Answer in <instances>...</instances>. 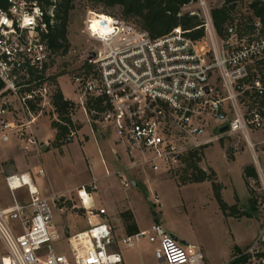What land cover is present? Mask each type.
Masks as SVG:
<instances>
[{
    "label": "built area",
    "instance_id": "obj_1",
    "mask_svg": "<svg viewBox=\"0 0 264 264\" xmlns=\"http://www.w3.org/2000/svg\"><path fill=\"white\" fill-rule=\"evenodd\" d=\"M194 1L199 10L191 9ZM252 1L242 3L245 12ZM185 7L201 18L198 27L204 32L199 38L181 26L152 37L127 19L99 34L91 27L89 11L84 32L96 44L85 52L72 77L77 99L64 98L80 107L92 124L113 127L131 157L129 167L148 166L156 172L182 166L191 152L207 144L205 135L213 120L219 135L245 140L257 172L249 183L260 182L264 193V74L257 69L264 65L262 21L256 17L251 31L240 34L236 18L221 36L207 0H192ZM53 24V6L45 9L39 0H7L0 7V141L18 137L26 151L43 147L32 130L39 115L48 111L60 120L52 101L58 82L49 73L54 64L48 43ZM96 97L103 99L105 109L89 113L88 102ZM14 112L20 119L12 116ZM74 114L65 144L79 132ZM225 125L228 129L221 131ZM5 181L13 202L0 206V240L6 253L0 264H124L119 244L134 247L142 239L155 244L154 255L161 262L205 264L200 246L183 243L160 222L116 241L107 209L95 204L86 185L76 188L78 200L72 207L84 210L87 228L65 237L55 210L65 213L69 198L41 195L30 172L10 173ZM122 183L130 186L125 179ZM22 188L28 192L25 202L17 198ZM153 199L161 204L158 195ZM61 240H66L68 253L57 250L55 243ZM232 262L264 264V225L257 237L222 264Z\"/></svg>",
    "mask_w": 264,
    "mask_h": 264
},
{
    "label": "rangeland",
    "instance_id": "obj_2",
    "mask_svg": "<svg viewBox=\"0 0 264 264\" xmlns=\"http://www.w3.org/2000/svg\"><path fill=\"white\" fill-rule=\"evenodd\" d=\"M207 1L211 8L221 3L220 0ZM74 4L75 8L71 12L68 24V48L65 52L60 53V55L56 57L49 73L55 76L60 88H62L70 98L77 99V95L74 92L72 77L83 64L85 52L88 48L93 47V45L96 44V41L92 40L84 32V28H86L84 26V21L86 20L89 11H91V27L99 34L109 32L121 19H127L135 23L137 22L133 18H125L119 7H105L102 4H95L93 0H75ZM191 6V9L193 10L200 9L195 1ZM244 6V4L238 6V10L242 13L245 12ZM183 10L188 11L185 6L183 7ZM257 69L264 74V65H257ZM79 109L81 108H77L76 112H79ZM81 112H83L82 109ZM51 115V112L47 111L37 117L39 123L45 124L43 127L45 140H48L52 136L50 119L53 117ZM12 116L16 119H20L19 112H14ZM256 135L262 137L261 133H257ZM205 138L210 141L203 145L199 150L198 156L201 158L198 162L199 166L207 170V172L214 169L218 173L216 179L218 178L217 180H219L222 185L224 184L226 186L227 189L225 190L224 195L227 200L233 201V196H235V186L240 194L238 206L240 210L249 211V215L246 214L244 217L240 218H235L232 215H229L233 217V220L227 222L223 218L220 219L217 216V213H213L212 208L206 210L200 209L198 207L199 201L202 200V196H205L207 193V185L205 183H212L210 180L201 181L205 182L201 185H190L180 192L182 194V199H184L188 208L187 214H181L178 206L182 203V200L179 197V191L176 189V183H199V181H193L191 179L193 172L192 169H187L186 161L182 166L174 168L169 174H166V176L162 175L166 180H157L158 178L156 179V176H152L154 171L148 167V174H144L149 178L148 181L146 180L144 184L142 180H140V183L143 185L140 187V190L144 193H141L137 200L138 206L136 211L139 220L142 223L146 220H150V209L154 210L157 214L160 212L159 215L164 217L166 224L172 229L174 228L179 235H186V237L192 242H194L195 237H197L204 241L211 251L219 250L225 252L227 257H231L232 252H229V250L232 249L231 251H233L235 246L232 245L233 240L229 235L230 230L233 231V235L234 233L237 235L239 240L244 241L250 239L252 236L254 239L260 234L264 225V193L260 188V182L256 183L254 186H251L250 184V187L256 190L255 197L257 200V209H251L250 198L247 196L246 183L242 175L241 167L252 161V158L250 151L247 148V143L243 138L236 135H219L217 125L213 120H210ZM16 140V137L13 136L9 143H7L8 145L6 143H0V206L2 207L11 205V202L13 201L11 192L6 185L5 178L7 175L6 171H8L7 169L12 166L13 159H16L14 157H9L5 148L6 146L13 147L14 143L18 142V140ZM21 141H19L20 144L17 148L18 154L22 158V155H25L26 158H28L32 153L23 148ZM77 142L76 144H79L80 146L81 143ZM79 150H76V152L73 153L75 159L79 156L78 154L82 153L81 147ZM262 163L264 165V157H262ZM76 169L78 172L70 173L71 179L84 176L87 174L86 171H88L85 161L82 160L76 162ZM99 170L100 172H102V170L104 171L103 166H100ZM61 175L63 176V174ZM126 179H128L130 186L124 187L122 183L118 181L121 190L124 194L126 193L128 196L132 195L134 198L133 194H135L136 187L129 176H127ZM63 181L66 184L70 183L66 177H63ZM156 189L162 198L161 207L154 203L152 197V191H155ZM26 192L25 190L22 191L17 198L23 202L27 201L28 195ZM147 195H150V198H146ZM77 200L68 199L66 201V213H71L72 215L67 214V216L59 218V225L66 232L68 231L69 235L72 234L70 233V224H73L75 228V226L79 225L81 222L78 220L85 219L82 209L72 207L73 203L77 202ZM107 220L113 226L116 241H118L121 238L119 234V226L116 218L111 216L108 211ZM83 230H85V228L80 229V231ZM55 246L58 251H63L65 253L69 252L66 240H61V243L56 242ZM118 249L125 257L124 264H127L128 262L129 264H167L155 258L153 252H151V249L149 248V242L146 239H142L134 247H126L120 243ZM5 254L4 245L0 240V260Z\"/></svg>",
    "mask_w": 264,
    "mask_h": 264
},
{
    "label": "crops",
    "instance_id": "obj_3",
    "mask_svg": "<svg viewBox=\"0 0 264 264\" xmlns=\"http://www.w3.org/2000/svg\"><path fill=\"white\" fill-rule=\"evenodd\" d=\"M62 92L64 96L74 100V98H70L64 92L63 89ZM73 118L75 120V123L79 124L78 135L76 136L74 141L64 144L61 147H56L52 144L56 136V129H54L51 124L52 119H50V125L52 127V136L48 140L44 139L43 127L45 124L39 123L38 120L36 119L35 123L33 124L32 130L37 140L43 143V147L41 151L33 149L29 151L32 153V155L28 156V158H26L25 155H22L23 156L22 158L18 154V150H17L18 145L20 144L19 141H21V139L16 137L18 142L14 143L13 147L6 146L5 148L7 155L9 157H14L16 159V160L13 159L12 166L7 169L8 170L6 171L7 175L14 172H30L36 181L37 188L41 195L50 196L52 194H63L66 198H69L70 200L71 198L73 200L74 199L77 200L76 188L81 185H86L88 189L92 190L93 192L95 204L100 207H105L109 212V214L116 218L119 226V234L121 237H123L126 234V231L123 225V221L120 218V212H122L125 209H131L134 213L135 220L139 229H146L152 223L160 222L169 232H171L181 240L187 241L188 243H193V244L196 243V245L200 246L205 252V264H222L223 262L227 261L233 256L234 249L233 251H231L232 249L229 250V252H232V255L231 257H227L225 252L219 250L211 251L207 247V244L204 241L198 239L197 237H195V241L192 242L186 237V235H181V234L179 235V233L174 228L172 229L166 224L164 217L159 215L160 212L159 214H157L155 213L154 210L150 209L149 211L151 214L150 220H146L145 222L142 223L139 220L136 208L138 206L137 200L140 197V194L144 193L143 191L141 192L140 190V187L143 186L140 183V180H142V182L145 184V181L146 180L148 181L149 179L147 176L144 175V174H148V166H145V168L129 167L131 163V157L127 154L125 146L120 142H118L116 133L114 132L112 126H101L98 124L95 126V124H92V122L88 120L86 114L84 112H81V109H79V112H76L73 115ZM9 141L8 142L0 141V143L7 144L9 143ZM77 141L81 143L80 146L79 144H76ZM21 143L23 146L22 141ZM80 147L82 153L81 154L77 153L79 156L75 159V157H73V153H75L76 150H79ZM81 160L85 161L87 165L88 168V171H86L87 174L84 176L77 177L75 179H71L70 173L78 172V170L76 169V162H79ZM250 164L253 165V161H250L242 165L241 171L243 177H244V173H243L244 167ZM100 166H103L104 171L102 170V172H100L99 170ZM41 168L44 170V172L39 174L38 171ZM118 171H120L121 173L117 174ZM61 174H63V176ZM166 174H169V172L154 171L152 176L154 177L156 176V179L158 178L157 180H166V178L163 177L166 176ZM216 175L218 177L217 172ZM127 176H129L132 179L136 187L135 194H133L134 198L132 195L128 196L126 193L124 194L121 190L120 183H122V179L128 181V179H126ZM63 177H66L70 183L66 184L63 181ZM203 183L205 182L192 183V184L176 183L177 185L176 189L179 191V195H180L179 197L182 200V203L179 204L178 206L181 214H187L188 208L184 199H182V194L180 192L186 189L187 187H189L190 185H201ZM93 184L96 186L95 189H93ZM205 184L207 185V193L205 196H202V200L199 201L198 207L204 210L208 208H212L213 213H217V216L220 219L223 218L227 222L232 221L233 217L229 215L228 216L225 215L223 210L221 209L219 202L215 196L213 184L212 183L210 184L205 183ZM122 185L124 187H128L125 186L123 183ZM221 186H222L221 195L223 199L229 205L238 204V199L240 194L237 188L233 185L235 196H233L234 197L233 201L232 200L230 201L227 200L224 195V192L227 189L226 186L224 184L223 185L221 184ZM24 190L25 192L27 191L26 188H22L18 190L17 196L21 194L22 191ZM246 192H247V196L250 198L249 188L247 184H246ZM26 193L28 195V192ZM154 194L158 195L159 198L161 199V204H159L161 207L162 198L157 192V189L155 191H152V197ZM146 198H150V195H147ZM82 212L85 215L84 210ZM67 214L72 215L71 213H66V212L60 213L59 210H55L56 223L63 236L67 237L74 233L80 232V229L87 228L86 219L83 218L81 220H78L81 222L79 225H76L75 228L73 224H70L71 225L70 233L72 234L69 235L68 231L66 232L59 225V218L62 216L63 217L67 216ZM229 235L233 240L232 245L238 246L240 248L245 247L253 240V236L245 241L239 240V238H237V235H235V233L233 235V231L231 230L229 231ZM149 248L151 249V252H153L154 254L155 244L149 243ZM123 258L125 262V257L123 256ZM127 264H129V262Z\"/></svg>",
    "mask_w": 264,
    "mask_h": 264
},
{
    "label": "trees",
    "instance_id": "obj_4",
    "mask_svg": "<svg viewBox=\"0 0 264 264\" xmlns=\"http://www.w3.org/2000/svg\"><path fill=\"white\" fill-rule=\"evenodd\" d=\"M192 0H93L95 4H102L105 7H119L125 18H133L137 24L146 29L152 37H159L167 34L174 28L181 26L193 38H199L203 35V28L198 27L201 24V18L197 14H191L189 11H184L183 7ZM221 3L211 10V15L217 32L224 36L227 25L230 22H235L238 18L239 32H249L252 29V22L255 18H260L264 26V0H253L249 4V10L241 12L238 6L242 5L244 0H220ZM42 6L47 9L49 6L54 8V24L51 26V31L48 34V43L53 53V62L60 53L65 52L68 48L67 33L70 15L75 8V0H39ZM7 0H0V7H5ZM240 12V13H239ZM55 78V77H54ZM2 83L0 82V89ZM52 101L55 111L60 120L52 118L51 124L56 129L55 140L52 144L56 147H61L65 144L63 139L69 133V125L72 126V114L76 112V107L73 102L64 98V94L57 83L53 92ZM88 111L92 109L102 111L105 109L103 99L96 97L88 102ZM34 113H38V109H33ZM62 121V122H61ZM79 128V124H76ZM96 126V124H95ZM199 150L191 152L186 158L187 169H192L193 181L210 180L213 184L215 196L219 202L221 209L225 215H232L240 218L244 215H249V211L240 210L238 204L229 205L221 195V184L216 179V172L212 169L207 172L200 167L198 162ZM244 179L249 188L251 209H257L256 190L250 187L249 178L257 177V172L254 165L244 167ZM156 213V212H155ZM120 218L123 221L126 234H134L140 229L136 223L134 213L131 209H125L120 212ZM241 248L235 246L233 254ZM233 264V262H232Z\"/></svg>",
    "mask_w": 264,
    "mask_h": 264
},
{
    "label": "water",
    "instance_id": "obj_5",
    "mask_svg": "<svg viewBox=\"0 0 264 264\" xmlns=\"http://www.w3.org/2000/svg\"><path fill=\"white\" fill-rule=\"evenodd\" d=\"M228 129V125H225V126H223V127H221V131H225V130H227ZM183 243H185V244H187L188 242L187 241H184V240H181Z\"/></svg>",
    "mask_w": 264,
    "mask_h": 264
}]
</instances>
